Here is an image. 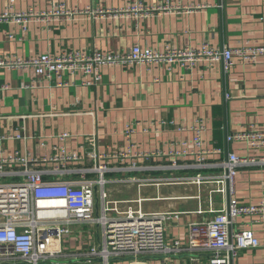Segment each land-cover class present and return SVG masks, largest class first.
<instances>
[{"label": "crops", "instance_id": "obj_1", "mask_svg": "<svg viewBox=\"0 0 264 264\" xmlns=\"http://www.w3.org/2000/svg\"><path fill=\"white\" fill-rule=\"evenodd\" d=\"M59 3L70 12L84 14L64 17L52 24L30 23L25 28L12 22L3 23L0 57L28 59L42 54L95 50L124 54L137 44L155 50L197 49L202 44L216 49L264 45V0H0V13L45 11ZM168 3L169 11L159 10ZM137 7L142 8L138 13L127 11ZM213 64L202 62L195 69L173 64L150 71L143 67L106 66L96 87H85L79 79L68 75L64 77V85L58 86L55 80L39 78L31 70L0 69V158L19 153L29 159H50L57 154L55 146L64 134L69 136L64 142L68 151L78 152L83 157L94 151L112 156L120 154L129 145L128 141L136 145L139 153H168L182 150L184 143L192 146L194 133L190 128L200 120L205 125L206 145L223 151L221 155L210 156L209 162H224L231 149L242 157L264 160V152H252L242 145L231 148L226 142L228 134L250 125L264 130V58L256 66L236 61L229 74H225L222 62ZM131 130L134 134L128 138ZM19 135L22 139H17ZM170 161L169 156L162 161L140 159L137 165L155 166ZM132 163L130 159L118 158L111 166L129 168ZM54 166L45 163L32 169L50 171ZM23 170L20 164L7 165L3 180L18 181ZM218 171L220 169L205 170L203 174ZM150 175L157 174L137 171L111 173L109 177ZM236 190L242 205L263 204L264 163L240 168ZM151 191L145 189L143 193ZM162 191L165 192L162 196L175 200L154 202L157 205L150 207L180 214L168 217L167 243L187 242L189 224L210 218V215L196 213V200L182 199L197 195L198 189L175 186L164 187ZM201 191L202 208L207 209L208 189L202 187ZM109 193L119 200L135 199L139 194L135 185L109 186ZM222 207L221 199L216 197L214 208ZM239 222V227L250 223L261 246L239 252L233 264H264V218L255 214ZM93 237L98 239V228L72 225L71 233L63 237V250L68 255L87 253L92 248ZM67 261L58 264H102L101 260L87 262L83 258L77 262ZM209 261L210 254L186 253L144 258L141 263L210 264ZM109 264L136 263L125 258L113 259Z\"/></svg>", "mask_w": 264, "mask_h": 264}, {"label": "built area", "instance_id": "obj_2", "mask_svg": "<svg viewBox=\"0 0 264 264\" xmlns=\"http://www.w3.org/2000/svg\"><path fill=\"white\" fill-rule=\"evenodd\" d=\"M141 9L137 7L127 11L138 13ZM170 9L168 3L159 10ZM81 13L68 11L63 3L39 12L34 9L18 13L6 11L0 13V26L6 22L24 28L30 23L52 24L64 17L73 18ZM262 58L264 45L216 49L202 44L197 49L166 47L164 50H155L137 44L124 54L95 50L91 53L70 51L57 55L42 54L28 59L0 57V69L31 70L39 78L55 80L58 86L64 85V77L68 75L71 79H79L85 87H96L102 78V68L106 66L143 67L150 71L164 65L177 64L182 68L195 69L202 62L209 66L222 62L225 74H229L236 61L256 66ZM190 130L194 133L192 146L184 143L182 150H171L168 153H139L136 145L128 141L129 145L120 154L112 156L94 151L88 157H83L78 152L68 151L64 142L69 136L64 134L55 146L57 154L50 159H29L19 153L0 158V264H58L81 258L87 262L101 260L102 264H109L113 259L127 258L136 264H143L141 260L144 258L186 253L210 254V264H233L239 252L260 248L261 242L250 223L241 227L238 224L243 218L255 214L264 218V203L260 206L242 205L237 199L236 189L239 169L264 163V160L242 157L231 149L224 162H209L210 156L221 155L223 151L206 145L205 125L202 121L195 122ZM133 134L131 130L128 138ZM17 139H22V136H17ZM226 142L231 148L242 145L252 152H264V130L250 125L240 132L228 134ZM165 156L171 157L169 164L146 167L137 165L140 159L162 161ZM118 158L130 159L133 163L129 168L112 167V162ZM182 160L191 163L181 164ZM45 163L56 166L50 171L32 169ZM10 164L24 167L19 174L20 180H3L7 175L4 172L5 166ZM217 169L220 171L215 174H203L205 170ZM137 171H151L157 175L109 177L111 173ZM187 171L198 173L184 174ZM168 173L173 175H164ZM115 185H135L138 197L124 200L112 198L108 187ZM175 186L197 187V195L184 196L182 199L196 200V213L210 215V218L189 224L187 242L176 240L169 244L165 234L168 217L180 214L162 212L150 207V204L175 200L162 196L160 192L164 187ZM202 187L208 189L207 209L202 208ZM145 189L156 190L157 196L145 195ZM216 197L221 199L223 205L220 210L214 208ZM47 203L56 204L49 207ZM75 224L98 228L99 237L92 238L94 242L89 252L68 255L63 250V237L71 233V226Z\"/></svg>", "mask_w": 264, "mask_h": 264}, {"label": "rangeland", "instance_id": "obj_3", "mask_svg": "<svg viewBox=\"0 0 264 264\" xmlns=\"http://www.w3.org/2000/svg\"><path fill=\"white\" fill-rule=\"evenodd\" d=\"M108 189H109V187H108ZM161 192V191H160ZM145 195H151V196H157V194H156V190H153V191H151V192H149L148 194H146V193H144ZM161 194H165V192L164 191H162L161 192ZM118 197H121L120 195H118ZM113 198V197H112ZM151 206H153V205H157V204H155V203H152V204H150ZM69 261H72V262H77L76 260H74V259H70ZM69 261H67V262H69Z\"/></svg>", "mask_w": 264, "mask_h": 264}, {"label": "bare ground", "instance_id": "obj_4", "mask_svg": "<svg viewBox=\"0 0 264 264\" xmlns=\"http://www.w3.org/2000/svg\"><path fill=\"white\" fill-rule=\"evenodd\" d=\"M56 203H47V206H49V207H52V206H54Z\"/></svg>", "mask_w": 264, "mask_h": 264}]
</instances>
